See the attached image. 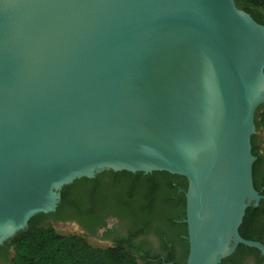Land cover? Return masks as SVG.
<instances>
[{"label": "water", "instance_id": "obj_1", "mask_svg": "<svg viewBox=\"0 0 264 264\" xmlns=\"http://www.w3.org/2000/svg\"><path fill=\"white\" fill-rule=\"evenodd\" d=\"M223 11L247 24V56ZM176 46L212 70L210 104L156 83L149 62ZM263 103L264 24L236 0H0V244L77 178L166 170L189 181L186 264H221L241 243L264 253L240 229L264 199L252 142Z\"/></svg>", "mask_w": 264, "mask_h": 264}, {"label": "trees", "instance_id": "obj_2", "mask_svg": "<svg viewBox=\"0 0 264 264\" xmlns=\"http://www.w3.org/2000/svg\"><path fill=\"white\" fill-rule=\"evenodd\" d=\"M236 1L238 6L264 24V0ZM256 123L258 131L252 137L253 152L258 156L254 163V181L264 194V103L257 109ZM105 172L112 175L109 180L112 185L125 186L115 212L133 220L129 237L121 238L114 245L95 246L85 234L63 233L53 224H38V218L47 215L42 212L31 219L28 228L6 240L4 245L0 244V256L10 252L12 264H154L153 258L161 254L165 255V260H172L174 254L169 243L172 246L179 243L186 264L190 251L188 223L184 220L187 216L188 178L166 170L145 173L110 169L99 173L95 184L102 182ZM65 201L64 195L61 207ZM153 229L161 235V248L168 247V251L163 248L164 251H153L147 241H134V236L151 233ZM240 229L243 236L264 242V199L259 206L247 208ZM261 253L256 247L241 243L234 254L223 261L251 254L262 257ZM163 261L159 264H164ZM259 264H264V258Z\"/></svg>", "mask_w": 264, "mask_h": 264}, {"label": "flooded vegetation", "instance_id": "obj_3", "mask_svg": "<svg viewBox=\"0 0 264 264\" xmlns=\"http://www.w3.org/2000/svg\"><path fill=\"white\" fill-rule=\"evenodd\" d=\"M99 173L94 177L77 178L72 183L65 185L61 190L62 196L56 210L43 212L47 215L39 217L37 223L68 224L77 229L79 233L85 234L88 238L96 236L99 240L110 245L116 244L121 238L129 237L133 220L129 217L123 218V216L115 212L119 202L122 200L125 186L112 185L109 181L112 177L110 172L103 173L102 182L95 184V178ZM64 195L66 196V201L61 207ZM133 239L136 242L147 241V246L151 247L153 251H168V247H162L164 250L161 248V240L151 233L136 235ZM4 244L5 242L2 245ZM169 245L170 250L173 251L174 258L165 260L164 254L159 257H150L155 260L154 264H159L163 260L164 264H184L185 255L182 246L179 243L174 246L171 243ZM261 255L262 257H256L252 254L246 255L244 258L230 257L229 260L223 261L221 264H259V261L264 258V253H261ZM11 258L12 254L10 252L4 253L0 256V264H12Z\"/></svg>", "mask_w": 264, "mask_h": 264}, {"label": "bare ground", "instance_id": "obj_4", "mask_svg": "<svg viewBox=\"0 0 264 264\" xmlns=\"http://www.w3.org/2000/svg\"><path fill=\"white\" fill-rule=\"evenodd\" d=\"M222 27L225 34L235 42L238 57L247 56L249 47L247 39L243 37V28L247 27L245 21L238 15L223 11ZM253 34L251 32L250 36ZM149 63L151 66H149V70L157 84L175 86L196 94L199 99L206 100L209 104L212 102L214 98L213 74L212 70L207 67L206 60L200 54L176 46L175 52H163L156 57L154 62L150 61ZM242 63L246 65L247 61L242 58ZM19 170L21 171V169ZM34 189L33 185L32 190ZM38 196V193L32 196L20 195L17 196V199H35ZM1 198L0 195V200ZM44 198L45 201L48 200L47 197L44 196Z\"/></svg>", "mask_w": 264, "mask_h": 264}, {"label": "rangeland", "instance_id": "obj_5", "mask_svg": "<svg viewBox=\"0 0 264 264\" xmlns=\"http://www.w3.org/2000/svg\"><path fill=\"white\" fill-rule=\"evenodd\" d=\"M261 139V138H260ZM59 231L63 232V233H74L77 232V229H75L73 226H70L68 224H64V223H55L53 224ZM152 235H156L160 240H161V235L158 231L156 230H152L151 231ZM89 240L95 245V246H109L110 244H108L107 242L101 241L98 239V237H89Z\"/></svg>", "mask_w": 264, "mask_h": 264}]
</instances>
